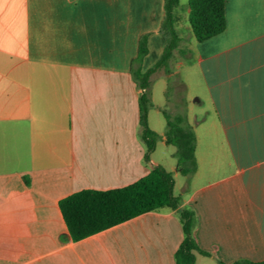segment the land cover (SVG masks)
Wrapping results in <instances>:
<instances>
[{"label":"crops","instance_id":"crops-1","mask_svg":"<svg viewBox=\"0 0 264 264\" xmlns=\"http://www.w3.org/2000/svg\"><path fill=\"white\" fill-rule=\"evenodd\" d=\"M179 2L192 69L180 75L184 93L177 86L164 103L193 127L189 177L154 97L155 77L167 73L150 76L147 120L158 139L149 157L132 75L143 38L142 71L163 53L165 0H0V264H176V209L73 240L58 204L81 189L128 185L155 165L195 211L193 233L209 254L197 251L194 264L264 260V0H226L225 29L194 43Z\"/></svg>","mask_w":264,"mask_h":264},{"label":"trees","instance_id":"trees-1","mask_svg":"<svg viewBox=\"0 0 264 264\" xmlns=\"http://www.w3.org/2000/svg\"><path fill=\"white\" fill-rule=\"evenodd\" d=\"M225 1L187 0L189 8L187 21L195 41H203L225 29ZM180 10L179 0H165L162 31L166 36V44L163 53L155 64L142 71L139 64L147 52L146 40L143 38L135 59L138 65L132 69L133 78L140 89L139 123L145 143V157H149L158 139L157 132L149 127L147 120L151 74L158 69H163L169 78L176 75V80L173 82L174 91L178 86V93L183 94L185 89L177 73L169 66L174 50L184 55L191 51L188 47H179L182 37L177 28V22L183 16ZM182 104H185L184 96ZM161 110L166 121V142L175 146L177 169L189 177L197 167L196 136L193 127L188 122L184 111L171 114L165 108ZM173 186L172 172L162 165H155L144 176L128 185L110 189H81L62 197L58 204L73 240L81 239L146 211L165 207L176 209L182 225L183 238L175 251V261L176 264H194L197 251L203 254H209V252L201 249L195 239L193 233L196 224L195 211L192 208L180 206V197L174 195ZM219 263L264 264V260L253 261L242 258L233 262L219 261Z\"/></svg>","mask_w":264,"mask_h":264},{"label":"rangeland","instance_id":"rangeland-1","mask_svg":"<svg viewBox=\"0 0 264 264\" xmlns=\"http://www.w3.org/2000/svg\"><path fill=\"white\" fill-rule=\"evenodd\" d=\"M181 2H184L186 0H180ZM183 36H184V41H180L179 47L181 48H185L187 46L189 41L186 39V32L183 31ZM195 39L193 37V39L191 40V43H194ZM190 55V52H188L187 54H181L178 50H174V54L172 56V58L170 59L169 62V66L171 68V70H173L175 72V70H178L179 73H177V77H179V79L181 78V74H186L188 72L191 71L192 67H191V63L188 60V57ZM179 62H182V65L178 66L177 64H179ZM176 80V75L172 76V78H165V82L162 81L161 76H156L154 81H153V89H154V97L156 98V100L159 103H164V97L168 98H172L175 96V92H174V87H173V82H175ZM165 89V91H164ZM164 92V93H163ZM165 95V96H164ZM186 96V95H185ZM193 98V97H192ZM165 104V103H164ZM165 109L170 112L171 109V105L170 104H165ZM171 113V112H170ZM173 114V113H171ZM161 117V116H160Z\"/></svg>","mask_w":264,"mask_h":264}]
</instances>
